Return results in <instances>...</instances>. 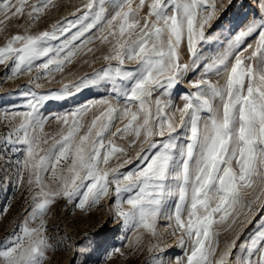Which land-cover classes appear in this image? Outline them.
<instances>
[{
    "label": "snow or ice",
    "instance_id": "1",
    "mask_svg": "<svg viewBox=\"0 0 264 264\" xmlns=\"http://www.w3.org/2000/svg\"><path fill=\"white\" fill-rule=\"evenodd\" d=\"M218 3L84 0L73 19L32 32L54 0L0 2V25L28 22L0 45L6 79L36 73L17 90L24 110L5 113L12 126L0 136V160L14 169L9 182L27 192L21 222L0 240V264H48L58 247L48 235L51 207L64 200L87 214L105 199L112 221L132 233L122 237L132 254L151 238L146 264H264V0L238 32L216 24L226 11ZM217 27L226 43L217 44ZM77 59L101 66L36 91ZM101 87L107 96L55 114L59 128L45 133L49 102ZM161 227L183 252L173 261ZM222 233L234 236L221 241ZM96 235L76 244L72 264H88ZM117 253L124 256L114 248L107 258Z\"/></svg>",
    "mask_w": 264,
    "mask_h": 264
},
{
    "label": "rangeland",
    "instance_id": "2",
    "mask_svg": "<svg viewBox=\"0 0 264 264\" xmlns=\"http://www.w3.org/2000/svg\"><path fill=\"white\" fill-rule=\"evenodd\" d=\"M3 2V0H0ZM16 0H13L15 3ZM34 0H30V3ZM55 7L50 8L47 13L41 18L38 24L31 28L32 32H37L44 29H49L52 24L62 18L73 19L71 13L75 12L76 8L84 3V0H54ZM220 3L226 8V11L219 13L221 19L216 22L221 26L230 27L234 32H238L243 29L248 22L253 18V15L258 12L259 5L257 0H233L232 5H228L227 0H220ZM218 3L217 7H220ZM0 19L3 16L0 15ZM23 24L24 27H19ZM28 27L26 19H12L4 25H0V45H3L7 38L17 32H23L24 28ZM215 27V24H214ZM216 35L220 36V42L226 43L224 35H229L225 32L221 35L219 27L216 28ZM234 34V33H233ZM250 42V41H249ZM103 51V49L101 50ZM99 55V53H98ZM82 59H89V57H83ZM186 60L187 57L185 56ZM101 63L98 61L95 65L90 67L87 64H83L81 59L72 65L65 67L64 73H55V80L48 82L47 80L41 79L42 88L36 89L38 92H46L50 90H59L63 84L74 81L77 77L84 73H90L93 67L99 68ZM7 70L3 65H0V136L5 135L12 125H9L4 120L6 112L10 111H23V98L19 95V91L26 90L25 86L29 80H32L36 73L33 71L31 75H23L19 78L12 80L6 79ZM71 73V75H69ZM194 78V77H193ZM19 90V91H17ZM181 90H189L188 84L184 83L181 85ZM102 96H107L104 88H95L92 90H86L74 96L68 97L66 100L51 101L44 109L42 114L48 118V122L45 125V133L55 134L59 125L56 123L52 116L58 113H65L73 110L80 104L87 103L89 100L99 99ZM178 105H182L179 98L176 99ZM95 111V110H94ZM19 123V120L13 121V125ZM122 127L121 121L117 120L112 127L111 131H115L116 128ZM112 139L110 135L106 137ZM115 142L118 145H126V141L115 138ZM49 145H42V147H48ZM137 148L130 150L129 155L134 157ZM8 155L12 156V153ZM19 156V153L13 156L15 159ZM117 163L116 159L110 162V166H114ZM133 165H127L125 171ZM14 177V169L6 168L4 161L0 160V209L7 208V213L0 215V240H2L12 229L21 222L24 214V209L27 207L26 198L27 192L24 187L15 186V181L10 178ZM46 219L48 220V235L51 242L57 244V250L50 254L51 258L48 264H72L73 256L76 253V244L84 239L86 234L96 235L97 247L91 256L88 258V264H146L148 258L147 243L150 237L145 236L143 244L144 248L135 254L127 247L128 240L123 239L125 235L128 237L132 236V233H124L120 226L114 223L111 219V204L105 199L101 201L100 206L92 208L87 214L81 212L79 209L74 208L72 205L67 204L64 200H58L57 203L51 207ZM107 224V227L101 229L102 224ZM255 231V229H251ZM67 236V247L63 242L64 236ZM250 235V232L246 231L245 235L241 237V240L246 239ZM234 236V233H222L221 241L227 239L230 240ZM160 237L163 239L161 247L167 245L168 252L171 254L166 256V260L173 261L177 256L183 254L182 250L176 246L175 240L167 235L161 227ZM87 243V241H85ZM239 243V242H238ZM223 247V244H221ZM114 248H121L124 252V256L117 254L111 255V258H107V254L111 253ZM82 259V258H81Z\"/></svg>",
    "mask_w": 264,
    "mask_h": 264
}]
</instances>
